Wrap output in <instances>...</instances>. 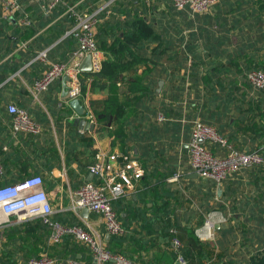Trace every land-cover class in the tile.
<instances>
[{
  "label": "crops",
  "instance_id": "crops-1",
  "mask_svg": "<svg viewBox=\"0 0 264 264\" xmlns=\"http://www.w3.org/2000/svg\"><path fill=\"white\" fill-rule=\"evenodd\" d=\"M5 1L0 0V186L42 176L54 213H75L107 246L112 235L103 219L71 209L73 192L97 180L86 154L92 139L112 171L127 160L138 161L142 170L139 178H120L125 193L114 205L129 228L124 243L129 255L179 263L170 242L175 231L182 252L196 256L195 229L213 210L227 220L215 225L221 230L214 240L202 242L222 253L220 264H248L250 255L264 248V170L250 166L223 183L207 179L191 168L189 142L196 121L214 126L241 151H253L264 139V99L259 101L260 88L243 78L247 66L264 63V50L249 48L258 38L264 41V28L259 34L247 29L253 12L264 27V0H221L216 21L203 23L172 0H61L48 13L35 0H13L20 7L13 11L5 10ZM228 3L238 11L218 19L226 16ZM77 13L96 14L98 47L104 61L118 59L119 73L108 92L83 93L82 117L64 95V77L43 91L34 86L53 61H76L79 45L69 32ZM26 17L33 25L24 35ZM28 33L14 47L13 39ZM20 51L32 58L22 63ZM14 64L18 67L10 70ZM146 87L153 91L141 94ZM105 101L112 104V120L100 123L95 111L106 114ZM11 104L25 109L41 131H14ZM90 111L94 121L87 117ZM83 118L95 124L94 131L79 128ZM100 125L109 134L97 137ZM208 144L216 155L222 153L218 143ZM166 224L170 232H160Z\"/></svg>",
  "mask_w": 264,
  "mask_h": 264
},
{
  "label": "built area",
  "instance_id": "built-area-1",
  "mask_svg": "<svg viewBox=\"0 0 264 264\" xmlns=\"http://www.w3.org/2000/svg\"><path fill=\"white\" fill-rule=\"evenodd\" d=\"M40 3L44 12H50L61 0H35ZM178 8L188 6L193 12H207L210 6L218 0H172ZM5 10H18L19 5L13 0L5 1ZM24 23L28 21L24 20ZM97 22L96 14L83 13L76 14L75 23L70 30L79 41V49L75 53L76 61L72 64L54 62L39 79L35 82L36 91H43L57 79L68 77L66 82L67 95L72 99H81L82 92V70L81 61L88 55L91 56L92 71L98 73L103 68L104 57L95 40L94 26ZM42 57L46 53H42ZM250 82L259 88H264V71L254 70L249 73ZM13 114V129L16 132L39 133L41 126L34 121L30 114L22 108L11 104L8 107ZM78 115V114H77ZM86 115V111H85ZM82 117V116H79ZM87 117L94 121V115L90 111ZM218 143L227 148V154L223 157L216 155L208 149L205 143ZM104 153L96 154V161L89 168L96 176L95 182H89L72 194L71 209L79 212L87 208L89 212L99 215L105 224L107 232L111 235L123 233V226L118 219L113 207V201L120 198L125 193L124 184L120 178H126L133 174L139 178L142 170L136 160H127L122 167L112 171L106 165ZM189 162L192 170L203 177L215 179L217 182L224 180L230 173L236 172L244 167L253 165L264 166V146L253 152L239 151L220 136L215 127L206 125L201 121H196L193 125L191 139L189 142ZM0 161V174L2 173ZM29 206V207H28ZM54 210L45 191L42 177L39 175L29 176L20 182L12 185H6L0 188V230L9 225L12 219L16 222H23L33 218H43L48 222V216L53 214ZM224 221V218L211 213L207 216L203 225L195 229V235L200 241H211L215 238V225ZM52 240L58 242L62 235H73L78 241L86 244L93 253L94 258L107 264H136L122 255L115 254L97 238L90 229L82 226H61L54 225ZM182 242L175 236L172 241V248L180 264H187L188 261L182 255ZM54 261L44 254L39 258H31L30 264H52Z\"/></svg>",
  "mask_w": 264,
  "mask_h": 264
},
{
  "label": "trees",
  "instance_id": "trees-1",
  "mask_svg": "<svg viewBox=\"0 0 264 264\" xmlns=\"http://www.w3.org/2000/svg\"><path fill=\"white\" fill-rule=\"evenodd\" d=\"M172 3H173V1H172ZM220 3H221V0H218L215 4L210 6L209 11L201 12V13L193 12L188 6H186L184 8H178L176 6L175 7L178 9L188 10L190 13V16H193L192 20H195V21L197 20V21H200L203 23V21L206 18H210L211 22L216 21V17L214 16L213 13H215L216 7L219 6ZM226 7L228 9V10H226V16H221V15L219 16L218 15V19L219 18H226L227 19L229 17V14L238 11V9L233 8V5H231V3L226 4ZM53 9H55V7ZM220 9H224V8H220ZM220 9H219V11H220ZM71 17H73V16H71ZM75 19H76V15L74 18H71L72 25H74ZM25 20L29 21V22L27 24L22 25L23 26L22 32H25L24 35L29 30V28H31L33 25V19L32 18L26 17ZM72 25H70V26L73 27ZM263 28L264 27L262 25H260L259 23H256V14L253 12L251 14V23L249 25H247V29L249 31H253V32L259 34L263 30ZM30 34L31 33H28V36H24V35L16 36V38L13 39L14 47L16 46V43L18 41L20 42V40L23 41L25 39H28L30 37ZM69 36L73 37L77 41L78 45L80 46L79 41L77 40V38L75 36H73L72 34H69ZM262 36L263 37H260V38H264V35H262ZM94 37L96 40V36H94ZM96 42H97V40H96ZM79 46H78V49H79ZM249 48L253 52L262 51V50H264V41H261V39L258 38L257 41H253V42L249 43ZM18 57L22 60V63H24V62L30 60V58H32V55L29 51H27V52L20 51L18 53ZM116 59L117 58H115L114 61L106 59L103 63L102 70L98 73L83 72L82 71L81 82H82V92L84 94L87 92H89V93H100L103 91L108 92L110 90V83L116 82L118 79V75H119V73L116 72V70H117ZM36 61H38V60H36ZM54 62H62L63 63V61H53V63ZM51 64H50V66L48 65V67L45 69V71L42 73V75L47 70H49V68L51 67ZM16 67H18V65L14 64L10 67V70H14V69H16ZM254 70L264 71V63L261 62L259 64V63L254 62L252 65L247 66L245 73H243L244 80L253 89L256 86L250 82L248 75H249V73H251ZM138 78L139 77H136V80ZM88 79H90L89 82H88ZM58 80H60V79H57L54 82H56ZM54 82H52V83H54ZM52 83L49 86H51ZM49 86H48V88H49ZM152 91H153V89L146 87V89L141 90V94H147L148 92H152ZM258 95H261L259 101L264 99V88H260ZM104 107L107 111L106 114H104V115H101L99 111H95L96 116L98 118V122H100V123L108 122V121L112 120V116H111L112 114H110L112 104L110 103V101H105ZM202 123H204V122H202ZM206 125H208V124H206ZM210 126H212V125H210ZM216 130H217V128H216ZM218 133L220 134L221 137H223L228 142V144H231L233 146V144L231 143L229 138L224 136L221 131H218ZM106 134H109V131L106 129H103V127L101 125L98 126L97 137H103ZM87 145L91 146V148H89V150H86V154L88 155V158L90 159L89 164L92 165L96 161V154L98 151L95 148H93L92 139L87 140ZM205 145L208 149L211 150V147L209 146L208 143H206ZM218 145H220V144H217V146ZM259 145L260 146L257 147L256 149H254L253 151L264 146V139L260 142ZM220 147L222 148V153L218 156L223 157L227 154V148H224L221 145H220ZM235 149L238 150V148H235ZM239 151H241V150L239 149ZM253 151H250V152H253ZM90 165H89V167H90ZM254 166L255 165H253L251 167H254ZM260 167H262L264 170L263 165H260ZM244 168H250V167H244ZM244 168H241L240 170H242ZM240 170L233 172V173H230L224 180H222L219 183L226 182L227 180H229V178H232ZM34 175H36V174H32L29 176H34ZM29 176H27V177H29ZM205 178L216 181L213 178H209V177H205ZM42 180H43V177H42ZM43 184H44V180H43ZM1 187H4V186H0V188ZM118 199L113 201V207H114L115 203L118 201ZM211 208L212 207L207 208L206 211L210 210ZM211 213H214L213 210L209 211L207 216ZM116 214H118V213H116ZM224 215L223 214L221 215L224 218L223 222H225L227 220V217ZM117 217H118V215H117ZM47 218L49 220L48 222H45L43 218H33V219H29V220H26L23 222H18V223H14V224L10 223L9 225H6L4 230H3V234H2L3 239L1 241L0 264H30L29 262H30L31 258H39L42 256L43 253H47V255L51 258V260L54 261L52 264H99L98 261L94 258L93 253L90 250V248L86 244L78 241L73 235L64 234L61 236V238L58 242L52 241L53 232H54L53 227L55 224H59V225L64 226V227L65 226L78 225V226H82V227L86 228V225L83 224L81 219L75 213H73L71 211H66V212L60 211V212L53 213V214L49 215ZM122 226H123V233L119 234V235H112L111 242L108 243L106 248L115 254H119V255L124 256L125 258L129 259L130 261H132L136 264H157V263H153V261L148 260V259L138 258V257L134 258L133 256H131L127 253V250H126L127 247L124 246V243L127 240L126 236L129 235V234H127L129 228L126 227V224L125 225L122 224ZM169 227H170L169 224L162 225V227H161L162 229L160 228V232L163 229L166 232H170ZM220 230L221 229L216 230L215 234L217 235L220 232ZM177 234L178 233H175V231H172V233H170V235H171L170 242L171 243L173 241V238L175 236H177ZM166 241L168 242V240H166ZM191 244H192V246L198 247L199 250H198L196 256L189 255V254L187 255V253L182 252V250H181L182 255L188 261L187 264H220V258L222 256V253H216L214 251V247H213L212 243L202 242L199 239H197V241H194ZM241 258H243V257H241ZM107 264H114V263L108 262ZM248 264H264V248L261 251H257L256 253H253L252 255H250V258H248Z\"/></svg>",
  "mask_w": 264,
  "mask_h": 264
},
{
  "label": "water",
  "instance_id": "water-1",
  "mask_svg": "<svg viewBox=\"0 0 264 264\" xmlns=\"http://www.w3.org/2000/svg\"><path fill=\"white\" fill-rule=\"evenodd\" d=\"M81 70L83 72H91L92 71V63H91V56L88 55L85 57L83 64L81 65ZM64 95H67V87H66V82L68 81V77L65 76L64 78ZM70 106L75 110V112L79 116H84L85 115V107L82 105L81 100L79 98L77 99H72L70 101ZM79 128L83 130H90L94 131L95 130V124L88 121L87 119H80L79 120ZM89 214V210L87 208H84L82 211V216L87 217ZM180 264V263H176Z\"/></svg>",
  "mask_w": 264,
  "mask_h": 264
},
{
  "label": "rangeland",
  "instance_id": "rangeland-1",
  "mask_svg": "<svg viewBox=\"0 0 264 264\" xmlns=\"http://www.w3.org/2000/svg\"><path fill=\"white\" fill-rule=\"evenodd\" d=\"M219 223H221V222H219Z\"/></svg>",
  "mask_w": 264,
  "mask_h": 264
},
{
  "label": "bare ground",
  "instance_id": "bare-ground-1",
  "mask_svg": "<svg viewBox=\"0 0 264 264\" xmlns=\"http://www.w3.org/2000/svg\"><path fill=\"white\" fill-rule=\"evenodd\" d=\"M29 207V206H28Z\"/></svg>",
  "mask_w": 264,
  "mask_h": 264
}]
</instances>
